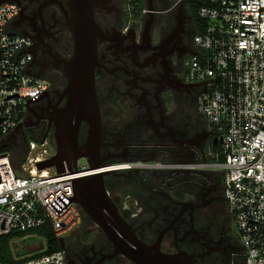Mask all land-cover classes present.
Wrapping results in <instances>:
<instances>
[{
    "label": "flooded vegetation",
    "instance_id": "af4514ba",
    "mask_svg": "<svg viewBox=\"0 0 264 264\" xmlns=\"http://www.w3.org/2000/svg\"><path fill=\"white\" fill-rule=\"evenodd\" d=\"M18 1L13 28L30 40L31 71L49 88L29 102L9 138L27 144L46 137L56 145L69 103L67 70L75 51L69 22L76 1ZM134 1L94 0L101 32L99 123L93 128L82 121L77 135L78 151L90 154L103 173L90 191L97 206L113 205L137 239L158 252L184 253L194 264H246L225 197V173L171 168L220 148L224 138L200 111L203 84L185 80L184 64L198 52L193 0ZM80 210L81 224L63 237L66 264H139L118 251L86 208Z\"/></svg>",
    "mask_w": 264,
    "mask_h": 264
},
{
    "label": "built area",
    "instance_id": "2783aa9c",
    "mask_svg": "<svg viewBox=\"0 0 264 264\" xmlns=\"http://www.w3.org/2000/svg\"><path fill=\"white\" fill-rule=\"evenodd\" d=\"M18 14L17 3L0 0V237H42L34 231L50 228L60 239L82 222L74 180L91 170L80 162L76 174L39 170L38 163L56 154L57 145L46 137L28 139L18 168L13 152L3 151L29 102L49 88L31 71L30 40L13 28ZM196 15L198 52L184 64L185 80L203 84L200 111L224 138L218 150L171 168L225 173V197L246 264H264V0H206ZM47 250L15 257V264H66L63 249Z\"/></svg>",
    "mask_w": 264,
    "mask_h": 264
},
{
    "label": "water",
    "instance_id": "95a60500",
    "mask_svg": "<svg viewBox=\"0 0 264 264\" xmlns=\"http://www.w3.org/2000/svg\"><path fill=\"white\" fill-rule=\"evenodd\" d=\"M75 1L76 6L73 9L75 13L69 22L75 40L74 57L67 70L70 80L67 91L69 103L58 126L56 154L38 163V169L55 168L59 174L66 171L76 174L79 162L85 159L92 172L74 180V202L86 208L91 217L105 229L119 252L139 264H194L187 254L168 255L146 246L119 217L113 205L97 206L98 198L90 191V186L96 180H102L103 173L98 170V165L92 162L90 154H82L78 151L77 135L82 121L90 122L93 128L99 123L95 68L97 44L101 32L94 20V0ZM1 2L19 3L18 0H1ZM149 14L153 15L152 8L149 9ZM59 242L60 248L63 249L64 238L61 237Z\"/></svg>",
    "mask_w": 264,
    "mask_h": 264
},
{
    "label": "rangeland",
    "instance_id": "374dc122",
    "mask_svg": "<svg viewBox=\"0 0 264 264\" xmlns=\"http://www.w3.org/2000/svg\"><path fill=\"white\" fill-rule=\"evenodd\" d=\"M3 151L13 152L14 162L19 165L27 156L26 144L20 139L13 141L9 138L7 144H4ZM82 166H87V161H80ZM12 250L17 258H27L42 253L48 248V237L46 234L42 237H30L28 239L14 238L11 242Z\"/></svg>",
    "mask_w": 264,
    "mask_h": 264
},
{
    "label": "trees",
    "instance_id": "16d2710c",
    "mask_svg": "<svg viewBox=\"0 0 264 264\" xmlns=\"http://www.w3.org/2000/svg\"><path fill=\"white\" fill-rule=\"evenodd\" d=\"M133 2L135 1L133 0ZM205 3H206V0H193L191 6L194 9V11L197 13L198 9L201 6H203ZM196 21H197V31H198L201 28V21L197 17H196ZM24 161L25 160H23V162ZM23 162H21L20 164H22ZM13 163L16 168L20 166V164L19 165L15 164L14 157H13ZM34 232L42 234V235L46 234V236L48 237V250L46 253H51V252L58 251L61 249L59 238L55 236V233L54 231H52V229L50 228L44 229V230L37 229ZM15 237L16 235H12V234L0 237V261L2 262V264H15V255L13 253L12 246H11V242Z\"/></svg>",
    "mask_w": 264,
    "mask_h": 264
},
{
    "label": "bare ground",
    "instance_id": "6f19581e",
    "mask_svg": "<svg viewBox=\"0 0 264 264\" xmlns=\"http://www.w3.org/2000/svg\"><path fill=\"white\" fill-rule=\"evenodd\" d=\"M92 172V171H91Z\"/></svg>",
    "mask_w": 264,
    "mask_h": 264
}]
</instances>
